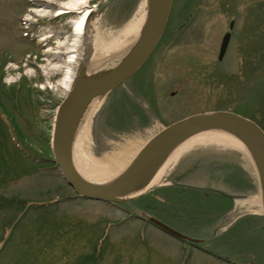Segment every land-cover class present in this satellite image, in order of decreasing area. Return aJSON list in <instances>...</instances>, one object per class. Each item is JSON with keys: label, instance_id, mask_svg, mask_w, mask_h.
<instances>
[{"label": "rangeland", "instance_id": "rangeland-1", "mask_svg": "<svg viewBox=\"0 0 264 264\" xmlns=\"http://www.w3.org/2000/svg\"><path fill=\"white\" fill-rule=\"evenodd\" d=\"M45 1V7H39L34 0H0L1 108L11 122L15 147L24 152L0 132V198L6 201L0 204V264H35L33 255L23 254L34 243L22 240L43 223L48 224L43 240L52 238L51 247H55L48 257L51 264H70L92 254L102 234L100 264H264V218L257 205L260 188L251 160L240 152L197 147L183 153L161 185L170 184L169 174L179 171L188 173L186 182L195 189L159 191L156 186L140 196L146 206L155 204L153 198L159 200L148 212L78 198L63 182L47 160H52L53 122L66 95L65 86L72 85L97 44L114 48L123 41L144 0L113 1L85 21L79 36L74 23L81 12L96 8L101 0H86L61 16L58 10L73 0ZM226 32L231 34L230 41L218 61ZM262 43L264 0H173L161 41L136 76L114 96L103 98L90 126V143H74L73 160L90 164L120 151L127 142L141 148L164 127L197 113L245 110L264 124ZM51 63L61 66L50 68ZM69 68L74 76L68 83L64 79ZM122 104L132 116L129 123L124 113L112 110ZM134 105L146 114L133 113ZM201 187L244 196L230 207L239 217L224 226L232 220L228 217L218 228L227 204L216 193L198 191ZM161 197L166 199L160 201ZM179 200L183 207L175 203ZM20 201L31 208L48 206L26 212L3 243ZM148 217L203 242L173 238L149 223ZM25 258L30 263L20 260Z\"/></svg>", "mask_w": 264, "mask_h": 264}, {"label": "water", "instance_id": "water-1", "mask_svg": "<svg viewBox=\"0 0 264 264\" xmlns=\"http://www.w3.org/2000/svg\"><path fill=\"white\" fill-rule=\"evenodd\" d=\"M115 0H101L89 9L88 20L94 13L105 10ZM173 0H146V17L134 44L106 71L87 75L84 66L64 99L59 103L53 122L50 151L52 161L63 182L76 197L92 202L119 204L142 196L123 199L131 191H142L152 181L169 154L180 143L207 131H226L238 138L248 151L256 171L264 218V130L253 120L231 111L197 113L182 118L160 130L137 152L128 166L113 180L93 183L76 170L73 160L75 128L80 112L94 98L107 96L130 79L148 61L161 40L169 19ZM94 11V12H93ZM231 22L229 30L232 29ZM231 34L222 37L218 61H221ZM216 193L225 195L221 191ZM147 221L178 240L197 243L154 217Z\"/></svg>", "mask_w": 264, "mask_h": 264}, {"label": "bare ground", "instance_id": "bare-ground-1", "mask_svg": "<svg viewBox=\"0 0 264 264\" xmlns=\"http://www.w3.org/2000/svg\"><path fill=\"white\" fill-rule=\"evenodd\" d=\"M34 2L38 3L39 7H42L47 3V1L45 0H34ZM86 2H87L86 0H73L70 4L60 8L58 10L59 13L57 14V16H61L67 12L73 11L77 9L76 6L85 4ZM146 7H147L146 0H144L142 5L139 7V10L136 12V15L129 23L125 33L123 34L124 35L123 41L120 40L119 43L116 44V46H113L114 48H106L104 46L97 44L95 49L92 51L90 57L86 60L85 66H86L87 75L98 74L100 72L106 71L128 51V49L136 41L137 36L139 35V32L142 28L143 22L145 21ZM88 14H89L88 9L85 10L84 12H81V17H79L77 22L74 23L77 36L83 35L82 33L84 32L85 29V21ZM133 36L134 39H132ZM54 56L58 57L57 55ZM60 66L51 63L50 68L53 67L59 68ZM70 69L71 68H69V73L65 75V79H64L65 81L67 80L68 83L70 82L71 77L74 74V72L71 73ZM63 84H65V82H63ZM65 87L68 90L69 86L68 87L65 86ZM103 98H104L103 96H99L92 99L80 112L75 128V136H74L75 144L77 141L85 145H88L90 143L91 140L90 126L92 124L96 112L98 111V109L100 108L103 102ZM197 147L198 148L215 147L218 149H230L233 151H237L242 153L246 160L249 161L251 160L253 164V161L248 151L244 147V145L241 143V141L238 138H236L232 134L226 131L203 132L185 140L184 142L180 143L177 147H175V149L169 154L167 159L159 168L158 172L153 177L150 184L145 189H143L142 191H131L123 195V197L121 198L123 199L132 198L138 196L139 194L146 193L149 190L155 188L156 186H160L163 183L165 176L169 173V171L171 170V168L173 167L179 156ZM139 150L140 147L137 143L127 142L125 145L121 147L120 151L116 153L106 154L100 159L93 160L90 164H80L79 162L77 163L76 160L74 161V164L77 172L85 180L93 183H105L116 178L128 166L127 164L131 162V159L134 158V156L137 154ZM257 203H258L257 205L260 207V212H261L262 203L260 198Z\"/></svg>", "mask_w": 264, "mask_h": 264}, {"label": "trees", "instance_id": "trees-1", "mask_svg": "<svg viewBox=\"0 0 264 264\" xmlns=\"http://www.w3.org/2000/svg\"><path fill=\"white\" fill-rule=\"evenodd\" d=\"M262 44L264 45V43H262ZM263 51H264V49H263ZM0 78H1V76H0ZM114 93L115 92H113L112 96L115 95ZM1 97L2 96H0V98ZM20 97L21 96H14V98H20ZM1 106H2V104H1V99H0V132L2 133V135L4 133L5 137H7L10 140L11 144L13 145V147L16 148L18 151H21L20 153L21 154L23 153V155H24L23 150L18 149L17 147H15V145L13 143L12 129L10 127V123L11 122L7 121V118H8L7 115L8 114L7 113L5 114L3 112V109L1 108ZM134 106H135V109H134L133 113L137 112L136 114L140 113L141 115H142V113H143V115L146 114L144 110L141 111L142 108L139 107L140 105H134ZM16 108H17V106H16ZM1 110H2V112H1ZM112 110L113 111L120 110L121 113H124V117H126L125 120H126L127 123H129V121L132 119V116L130 115L129 110H128V106L126 104L120 105V108L113 106ZM122 110H124L125 112H123ZM237 114H240V115H242L244 117H247V118L253 120L257 124H259L261 126V128L264 130V124L260 123L262 121H260V122L257 121L251 115H248L245 110H240L239 113H237ZM120 118H121V115H120ZM129 118H130V120H129ZM27 158H29V154H28ZM32 160H33V158H31V162L33 163ZM47 161L51 162L49 164L51 167H55V164L52 162L51 159H49ZM34 166H35V169H37L39 167V166L37 167V165H35V164H34ZM146 198H151V196L149 195ZM142 200H144V199L142 198ZM142 200H141V197H140V199H138V200L137 199L136 200H130L129 202H126V203H119V205H121V206L122 205H124V206L127 205V206H130L132 209H136L137 208V209H139L142 212H148L149 209H151L152 207L154 208L157 205L156 203H158V202H155V201H158V199L154 201V198H153V202L155 204H151L150 205V202H149L148 206H146V205H142V203H141ZM5 203H6V201L3 198H0V204L3 205ZM47 206L48 205L44 206L42 204V205L32 206V208H31V206L25 205L24 201H20V205L16 209L17 215H16V212L14 214V216L16 217V218H14L15 222L12 224L11 227H7L6 228L7 229L6 231H7L8 235L6 234L7 236H5V238H4V240L2 242L5 243L8 239H10L12 237V232H13L12 230L14 229L13 227H15L21 221V219L24 217L26 212L38 211L39 209L42 210V208L44 210V208H46ZM35 208H37V209H35ZM17 216L19 217L18 219H17ZM45 225H48V224H46V223L40 224L39 225L40 228L38 227V230L36 229V232L34 233V235H32L30 237H25L22 240L23 243H27V244L34 243L32 245V249H30V247L29 248H25L23 250V254H24V256H26V254H28V253L33 255L34 256L33 261L35 260L34 262H36L35 264H51V262L48 259V257L51 255V252H53L55 250V247H51L52 238H51V240H49V238L43 240V238H45V228H46ZM50 226H52V225H50ZM50 231L54 232V228L50 227ZM40 237H42V238L40 239ZM104 239H105V236L103 234L100 235L99 238L94 242V244L92 246V250H93L92 254H89V255L85 256L84 258L79 257V258H77L75 261H73L70 264H100V262H99V261H101L100 257H102V254H103L101 246L103 245L102 243H103ZM33 251H36V253H34ZM27 259L28 258L20 259V260L21 261L22 260L23 261H28ZM67 264H69V263H67Z\"/></svg>", "mask_w": 264, "mask_h": 264}, {"label": "flooded vegetation", "instance_id": "flooded-vegetation-1", "mask_svg": "<svg viewBox=\"0 0 264 264\" xmlns=\"http://www.w3.org/2000/svg\"><path fill=\"white\" fill-rule=\"evenodd\" d=\"M233 23V22H232ZM230 24H231V22H230ZM230 24H229V27H230ZM232 28H233V25H232ZM232 30V29H231ZM146 64V63H145ZM140 69H142V67L140 68ZM139 69V70H140ZM138 72V71H137ZM136 72V73H137ZM135 73V74H136ZM134 74V75H135ZM138 74V73H137ZM134 75H133V77H134ZM136 76V75H135ZM133 77H131V78H133ZM131 78L130 79H128V80H131ZM127 80V81H128ZM126 81V82H127ZM125 82V83H126ZM124 83V84H125ZM123 84V85H124ZM122 85V86H123ZM121 87V86H120ZM120 87L119 88H117L116 90H114L113 92H116L118 89H120ZM134 88H136V87H134ZM113 92H111V93H113ZM110 93V94H111ZM187 175H188V173H183V172H179V171H174L172 174H169V176H168V180L171 182L170 184L169 183H166L165 185H163V186H161L160 188V190L159 191H161V190H164V189H166V188H174V189H180L181 191H186V189H188V190H192V189H195L194 188V186H192V185H189L187 182H186V178H187ZM166 182H167V180H166ZM198 189V191H200V192H202V193H207V191L209 192V193H216L214 190H216V189H208V190H206L205 188H203V187H201V188H197ZM218 191V190H217ZM224 193V192H223ZM216 194H218V195H220L222 198H223V200L226 202V204H227V206H226V208L224 209V211H223V215L222 216H220L219 217V221H220V224H218V228H220L221 226V224H223V222L228 218V217H232V220H230V222L229 223H227L226 225H224V226H228L232 221H234V220H236V218H238L239 216L238 215H233V213L234 212H237L236 211V209H235V207H233V209L232 208H230V207H232V206H235V200H237V199H239V195L238 194H228V193H224L225 195H221V194H219V193H216ZM165 197H161V200L160 201H163V200H165L164 199ZM159 201V200H158ZM176 204H177V206H181V207H183V205L181 204V202H180V200L178 201V202H175ZM234 217H233V216ZM216 226H217V224H216ZM200 242H203L202 240L200 241V240H198V242L197 243H200Z\"/></svg>", "mask_w": 264, "mask_h": 264}, {"label": "built area", "instance_id": "built-area-1", "mask_svg": "<svg viewBox=\"0 0 264 264\" xmlns=\"http://www.w3.org/2000/svg\"><path fill=\"white\" fill-rule=\"evenodd\" d=\"M73 76H74V74H73Z\"/></svg>", "mask_w": 264, "mask_h": 264}]
</instances>
